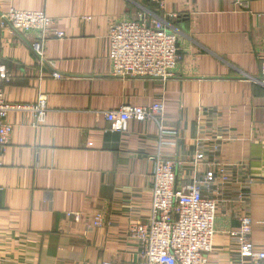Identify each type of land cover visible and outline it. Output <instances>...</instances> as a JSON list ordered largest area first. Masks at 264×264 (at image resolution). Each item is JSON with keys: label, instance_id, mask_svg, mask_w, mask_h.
Returning a JSON list of instances; mask_svg holds the SVG:
<instances>
[{"label": "crops", "instance_id": "crops-1", "mask_svg": "<svg viewBox=\"0 0 264 264\" xmlns=\"http://www.w3.org/2000/svg\"><path fill=\"white\" fill-rule=\"evenodd\" d=\"M0 0V14L44 12L62 39L31 51L35 32L0 30L4 100L47 102L33 126L12 111L0 155V264H144L132 225L150 216L157 157L178 164L177 185L202 180L211 166L193 164L195 140L217 141L219 160L237 169L231 186L214 181L203 195L217 200L208 264H245L229 233L240 218L264 251V0ZM158 19L177 36L173 77L115 78L107 31L123 20ZM56 73L60 79H53ZM162 103L158 120L131 121L115 132L103 113L124 105ZM241 197L243 199L241 200ZM101 217L100 228L92 221Z\"/></svg>", "mask_w": 264, "mask_h": 264}, {"label": "built area", "instance_id": "built-area-1", "mask_svg": "<svg viewBox=\"0 0 264 264\" xmlns=\"http://www.w3.org/2000/svg\"><path fill=\"white\" fill-rule=\"evenodd\" d=\"M54 24L44 12L16 10L10 6L0 14V30L9 26L20 32H35L38 35V41L31 45V51L41 61L44 41L49 37H64V33L57 31ZM107 39L112 77L160 81L173 77L180 60L177 36L168 32L162 21L154 19L116 22L109 27ZM0 78L8 81L3 69L0 70ZM52 78L60 79L61 76L54 73ZM261 81L264 83V48L261 55ZM162 106L160 102L146 107L124 105L104 112L103 118L112 131L125 132L131 121L143 122L161 118ZM12 111L29 113L33 118V126H37L46 115V98L39 95L34 104L7 103L0 90V155L8 144L12 131L6 122L8 113ZM206 141L197 138L192 155L193 164L203 163L212 168L202 180L193 178L191 182L178 187V164L159 157L155 159L151 175L149 219L146 224L132 225L128 230L129 237L139 244L138 256L144 264H208V255L212 251L215 236L217 200L204 196L203 191L216 180L220 187L236 184L231 170L237 168L223 164L216 156L219 151L217 141L210 146L209 151L198 150L199 147H205ZM239 221V230L229 233V236L237 244L240 260L245 264H264V251H257L250 240V218L243 216ZM102 224L101 217L92 221L93 227L100 228Z\"/></svg>", "mask_w": 264, "mask_h": 264}]
</instances>
